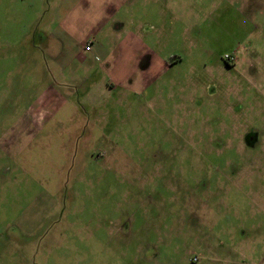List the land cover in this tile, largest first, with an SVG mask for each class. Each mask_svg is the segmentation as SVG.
I'll return each instance as SVG.
<instances>
[{"label":"rangeland","instance_id":"1","mask_svg":"<svg viewBox=\"0 0 264 264\" xmlns=\"http://www.w3.org/2000/svg\"><path fill=\"white\" fill-rule=\"evenodd\" d=\"M56 3L0 0V264H264V0H188L112 94L55 68Z\"/></svg>","mask_w":264,"mask_h":264},{"label":"crops","instance_id":"2","mask_svg":"<svg viewBox=\"0 0 264 264\" xmlns=\"http://www.w3.org/2000/svg\"><path fill=\"white\" fill-rule=\"evenodd\" d=\"M187 3L188 0H57L49 28L51 40L62 46L63 56L55 58V68L62 72L68 86L80 83L78 68L87 72L83 75L85 84L93 74L102 75L98 86L104 88L105 94L122 89L133 93L140 85L149 87L182 62L176 54H158L161 50L150 39L170 31L168 19L175 18L177 22ZM155 17L160 21L156 22ZM70 67L71 76L65 75ZM75 93L66 96L60 91L44 90L39 101L60 112L70 102L75 108Z\"/></svg>","mask_w":264,"mask_h":264},{"label":"flooded vegetation","instance_id":"3","mask_svg":"<svg viewBox=\"0 0 264 264\" xmlns=\"http://www.w3.org/2000/svg\"><path fill=\"white\" fill-rule=\"evenodd\" d=\"M225 60H226V62L228 64V66L229 65L236 64V62H237V60H235V57L234 56H229V55L225 58ZM252 136H254V135H252ZM247 137H248V135L245 138H247ZM254 139H255V137H254ZM245 141H246V143L249 142L248 140H245ZM252 144H253V142H252ZM197 261H198V258L196 257L195 258V262H197Z\"/></svg>","mask_w":264,"mask_h":264},{"label":"built area","instance_id":"4","mask_svg":"<svg viewBox=\"0 0 264 264\" xmlns=\"http://www.w3.org/2000/svg\"><path fill=\"white\" fill-rule=\"evenodd\" d=\"M86 50L87 51H90L91 50V47L90 46H87Z\"/></svg>","mask_w":264,"mask_h":264}]
</instances>
